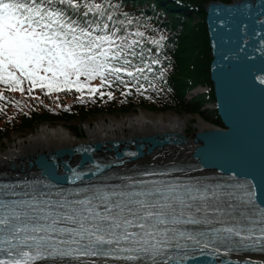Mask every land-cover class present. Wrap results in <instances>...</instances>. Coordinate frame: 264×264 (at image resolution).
Listing matches in <instances>:
<instances>
[{
    "label": "snow or ice",
    "instance_id": "1",
    "mask_svg": "<svg viewBox=\"0 0 264 264\" xmlns=\"http://www.w3.org/2000/svg\"><path fill=\"white\" fill-rule=\"evenodd\" d=\"M131 23L117 22L104 0H0V84L13 92L27 84L29 94L74 89L81 100L85 90L112 99L101 89L117 83L122 95L141 92L138 81L159 61L146 62L144 33L127 31ZM20 187L0 184V253L8 257L0 264H185L194 252H264V207L237 184L129 178Z\"/></svg>",
    "mask_w": 264,
    "mask_h": 264
},
{
    "label": "trees",
    "instance_id": "2",
    "mask_svg": "<svg viewBox=\"0 0 264 264\" xmlns=\"http://www.w3.org/2000/svg\"><path fill=\"white\" fill-rule=\"evenodd\" d=\"M209 1L219 0H104L107 12L117 22L132 21L127 31L144 33L141 46L146 62L159 61L145 73L147 80L141 77L138 81L137 86L143 85L141 92L130 87L129 94L122 95L126 89L117 83L101 89L111 92L112 99L99 94L90 97L85 90L81 100V93L74 89L46 95L47 90L36 88L29 94L27 84L23 85L24 92L6 90L0 84V95L4 97L0 99V142L10 132H27L49 121L81 123L92 116L125 115L136 108L153 113L198 115L203 120L206 119L202 115L208 110L216 119L211 124L222 127L216 109L206 108L215 101L209 75L212 53L204 21V5ZM220 1L230 4L232 0ZM152 40L160 43L154 45ZM98 84V80L93 81V85ZM200 86L207 91L190 100L185 98Z\"/></svg>",
    "mask_w": 264,
    "mask_h": 264
},
{
    "label": "water",
    "instance_id": "3",
    "mask_svg": "<svg viewBox=\"0 0 264 264\" xmlns=\"http://www.w3.org/2000/svg\"><path fill=\"white\" fill-rule=\"evenodd\" d=\"M204 10L213 56L210 80L223 129L213 126L194 133L192 157L203 168L251 181L257 202L264 207V0H232L230 4L209 1ZM188 141L183 133L170 132L123 142L130 143L133 151L142 147L149 154ZM102 145L93 143L88 147L101 149ZM115 151V156H125L117 145ZM73 156H77L76 148H61L50 155L31 154L26 161L31 159L30 167L42 170L49 180L69 184L71 171L66 161ZM228 262L264 264L232 258ZM185 264L223 263L216 262L212 255L199 254Z\"/></svg>",
    "mask_w": 264,
    "mask_h": 264
},
{
    "label": "bare ground",
    "instance_id": "4",
    "mask_svg": "<svg viewBox=\"0 0 264 264\" xmlns=\"http://www.w3.org/2000/svg\"><path fill=\"white\" fill-rule=\"evenodd\" d=\"M198 131H206L210 129V123L203 122L197 125ZM186 121L179 119L176 116L159 114L158 116L151 112L139 110L138 113L133 116H125L124 118H109L108 121L101 119L94 122V126L87 125L85 127V134L87 139L85 143L102 142L108 140H126V138H137L148 135H154L159 133H183L185 134ZM126 132L128 134H126ZM17 144L11 149H7L5 153L0 151V170H5L7 165H11L16 168L14 172L17 173L20 166V161L28 158L29 154H45L61 149L64 147H70L76 144L77 141L70 134L67 128L63 125L60 127L42 126L35 134H30L26 138H18ZM192 148L190 142L183 144L181 147L170 146L164 147L159 151H163L159 154V157H151L153 154H157L159 151L153 152L146 160H171L187 158L192 154ZM22 159L20 160V158ZM13 162V163H11ZM13 172V171H10ZM208 172V171H207ZM210 173V172H208ZM216 262L224 264L225 261H229L230 258L241 261L244 260H257L264 261V255L245 254L242 252H229L222 253L213 257Z\"/></svg>",
    "mask_w": 264,
    "mask_h": 264
},
{
    "label": "rangeland",
    "instance_id": "5",
    "mask_svg": "<svg viewBox=\"0 0 264 264\" xmlns=\"http://www.w3.org/2000/svg\"><path fill=\"white\" fill-rule=\"evenodd\" d=\"M207 88H204V87H199V88H196L194 90H192V92H190L188 95H191L192 97L196 96L198 93H201L203 92L204 90H206ZM213 106V105H212ZM206 108H209L211 109L212 107L210 106H206ZM139 110H142V111H146V110H143V109H140V108H136L135 112H130V113H125V115H121V114H118V113H114L113 115H106V114H103V115H98V116H92L90 118H87L86 120L82 121L81 123L77 122V123H74V122H71V123H65V122H52V121H49L47 123H42V124H38L37 126H35L34 129L32 130H27V132L23 131V132H10L7 134V136L5 137L4 140H2V142H0V151L2 153H5L7 151V149H11L14 145L17 144V137L18 138H26L28 135L30 134H35L42 126H51V127H60V125H63L65 128L68 129V131L70 132V134H72V136L75 138V140L77 142H86V139H87V135L85 134V127L87 125H90L91 127L94 126V122L96 121H99L101 119H105L108 121L109 118H117V119H120V118H124L125 116H133L134 114L138 113ZM148 112V110L146 111ZM150 112V111H149ZM152 114L158 116L159 114H167V115H172V116H176L178 117L179 119H183L186 121V129H185V134L186 136L190 139V137H192V135L198 131V128H197V125L202 123L203 122H208V123H211L213 121H216V119H214L213 115L210 116L208 113L209 111L208 110H205L204 113H203V118L206 119V120H203V119H200V117L198 115H186L184 113H180V115L178 114H175L174 112L172 111H169V112H164V113H153L151 112ZM76 127V128H75ZM126 134H128L126 132ZM163 151H159L157 154H153L151 157L153 158H157L159 157V154L161 153L162 154ZM191 153L188 155L190 156ZM177 159V158H175ZM150 161H154V162H157V161H160V160H164V159H160V160H152V159H149ZM147 160V161H149ZM182 160V159H180ZM26 166V164H25Z\"/></svg>",
    "mask_w": 264,
    "mask_h": 264
}]
</instances>
